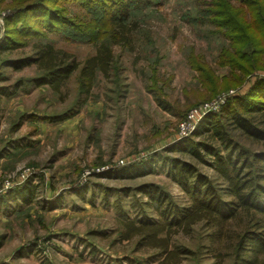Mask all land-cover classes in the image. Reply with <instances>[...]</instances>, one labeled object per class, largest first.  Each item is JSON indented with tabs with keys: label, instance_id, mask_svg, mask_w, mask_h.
<instances>
[{
	"label": "rangeland",
	"instance_id": "rangeland-1",
	"mask_svg": "<svg viewBox=\"0 0 264 264\" xmlns=\"http://www.w3.org/2000/svg\"><path fill=\"white\" fill-rule=\"evenodd\" d=\"M9 2H0V13H5L0 40ZM192 4V0H166L135 13L140 32L132 37L130 49L113 47L122 65L119 89L101 77L87 96L80 95L74 76L58 91L37 87L32 82L39 74L35 66L19 70L5 66L7 61L31 56V42L0 51V86L14 91L10 97H0V264H232L223 246L226 242H213V232L203 221L189 230L171 232L170 249L181 246L191 253L179 260H152L157 250L140 244L136 235L124 238L125 224L138 225L142 215L160 221L146 196L138 192L143 186L156 185L178 206L189 205L168 176L172 160L192 163L224 186L212 169L182 153L184 142L203 140L210 117H218L229 96L243 94L247 87L230 88L180 122L197 99L196 73L186 60L190 50L201 55L219 78L229 74L216 66L227 42L210 33L211 27H192L182 19ZM64 10L71 17L81 11L72 5H64ZM49 39L79 62L97 48L57 36ZM153 49L160 60L159 75L166 79L169 112L159 108L147 91ZM254 76L264 79V71ZM68 113L73 116L54 120ZM235 137L251 152L264 150L238 134Z\"/></svg>",
	"mask_w": 264,
	"mask_h": 264
},
{
	"label": "trees",
	"instance_id": "trees-1",
	"mask_svg": "<svg viewBox=\"0 0 264 264\" xmlns=\"http://www.w3.org/2000/svg\"><path fill=\"white\" fill-rule=\"evenodd\" d=\"M164 1L10 0L5 6L9 13L3 20L5 34L0 40V51H14L31 42L32 54L7 61L5 66L14 70L35 66L39 74L32 79L34 86L47 85L53 91H58L70 76H74L80 95L87 96L101 77L119 89L122 65L113 47L130 49L132 37L140 32L135 13L160 6ZM192 2L182 19L192 27H211L210 33L227 42L217 55L216 66L228 69L229 74L219 78L201 55L190 50L186 60L196 73L197 99L187 106L180 122L192 108L211 103L230 88L247 87L243 94L229 96L218 117H210L204 126L203 140H186L184 150L180 149L198 164L212 169L224 186L203 175L196 165L172 160L168 176L187 196L189 205L178 206L156 185L143 186L138 192L146 196L149 208H154L160 221L142 215L138 225L125 224L124 238L136 235L140 244L157 250L152 260H179L191 253L181 246L170 249L171 232L189 230L203 221L213 232V242H226L223 246L232 264H264V150L251 152L235 137L238 134L264 149V79L254 76L264 71V0ZM64 5L76 6L81 11L68 16ZM49 36L97 48L93 55L79 62L74 54L56 48ZM153 52L147 91L159 108L169 112L171 106L163 85L166 79L159 75L160 60L154 49ZM12 94L14 91L0 86V97ZM68 114L54 120L73 116Z\"/></svg>",
	"mask_w": 264,
	"mask_h": 264
},
{
	"label": "built area",
	"instance_id": "built-area-1",
	"mask_svg": "<svg viewBox=\"0 0 264 264\" xmlns=\"http://www.w3.org/2000/svg\"><path fill=\"white\" fill-rule=\"evenodd\" d=\"M4 16H5V13H0V26L2 25V19L4 18ZM223 95H221L220 97H222ZM220 97H218V98H220ZM217 100V99H216ZM215 101V100H214ZM214 101H212V102H214ZM211 102V103H212ZM208 104H210V103H206V104H202V105H200V106H198V107H195V108H192L189 112H188V114H187V118L188 117H192L193 116V114L194 115H196L197 114V109H200V108H202V107H206ZM184 124H182L181 126H183Z\"/></svg>",
	"mask_w": 264,
	"mask_h": 264
},
{
	"label": "crops",
	"instance_id": "crops-1",
	"mask_svg": "<svg viewBox=\"0 0 264 264\" xmlns=\"http://www.w3.org/2000/svg\"><path fill=\"white\" fill-rule=\"evenodd\" d=\"M24 259H21V261H23Z\"/></svg>",
	"mask_w": 264,
	"mask_h": 264
}]
</instances>
